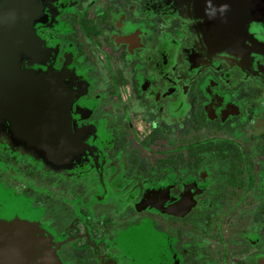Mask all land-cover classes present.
I'll return each instance as SVG.
<instances>
[{
  "label": "flooded vegetation",
  "instance_id": "af4514ba",
  "mask_svg": "<svg viewBox=\"0 0 264 264\" xmlns=\"http://www.w3.org/2000/svg\"><path fill=\"white\" fill-rule=\"evenodd\" d=\"M194 2L43 0L50 56L25 67L68 72L89 150L54 167L0 132V198L55 264L264 263V22L237 56L204 41Z\"/></svg>",
  "mask_w": 264,
  "mask_h": 264
},
{
  "label": "water",
  "instance_id": "95a60500",
  "mask_svg": "<svg viewBox=\"0 0 264 264\" xmlns=\"http://www.w3.org/2000/svg\"><path fill=\"white\" fill-rule=\"evenodd\" d=\"M192 10L203 20L204 41L237 56L248 20L264 22V0H195ZM46 18L43 0H0V132L49 165L63 167L76 163L89 147L74 130L71 109L78 88L68 82V72L25 67L46 64L50 56L35 30ZM192 204L187 195L157 207L184 214ZM23 208L0 198V264H55L46 235Z\"/></svg>",
  "mask_w": 264,
  "mask_h": 264
},
{
  "label": "rangeland",
  "instance_id": "374dc122",
  "mask_svg": "<svg viewBox=\"0 0 264 264\" xmlns=\"http://www.w3.org/2000/svg\"><path fill=\"white\" fill-rule=\"evenodd\" d=\"M128 79L131 80V79H132V76H130V78H128ZM140 172H144V171H143V170H140ZM56 210H57V213L60 212V210H58V207H57ZM237 234H238V233H236L235 235H237ZM235 235H234V236H235ZM233 238L236 239V238H238V237L236 236V237H233Z\"/></svg>",
  "mask_w": 264,
  "mask_h": 264
}]
</instances>
